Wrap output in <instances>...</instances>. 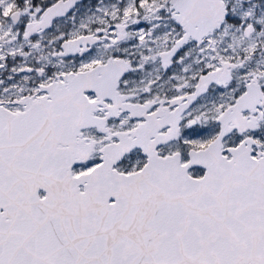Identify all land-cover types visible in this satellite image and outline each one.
<instances>
[{
	"label": "snow or ice",
	"instance_id": "1",
	"mask_svg": "<svg viewBox=\"0 0 264 264\" xmlns=\"http://www.w3.org/2000/svg\"><path fill=\"white\" fill-rule=\"evenodd\" d=\"M0 264H264V0H0Z\"/></svg>",
	"mask_w": 264,
	"mask_h": 264
}]
</instances>
